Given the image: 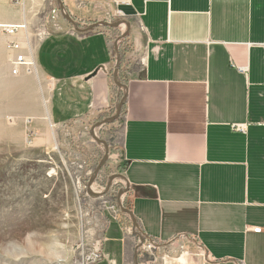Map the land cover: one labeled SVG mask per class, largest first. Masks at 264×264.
<instances>
[{
	"label": "crops",
	"instance_id": "crops-1",
	"mask_svg": "<svg viewBox=\"0 0 264 264\" xmlns=\"http://www.w3.org/2000/svg\"><path fill=\"white\" fill-rule=\"evenodd\" d=\"M63 2L81 29L118 21L117 10L130 23L118 44L119 151L117 123L97 131L122 166L131 214H103L99 264H264V233L250 231L264 228V0ZM56 18L21 22L35 40L47 32L35 53L52 126L79 130L84 146L124 94L113 71L128 27L79 33ZM141 236L161 250L142 252Z\"/></svg>",
	"mask_w": 264,
	"mask_h": 264
},
{
	"label": "rangeland",
	"instance_id": "rangeland-1",
	"mask_svg": "<svg viewBox=\"0 0 264 264\" xmlns=\"http://www.w3.org/2000/svg\"><path fill=\"white\" fill-rule=\"evenodd\" d=\"M54 10L56 20L65 23L58 0H0V24L34 22L41 12L53 16ZM6 41L0 30V264H83L84 253L103 234V214L110 213L102 211L103 202L117 203L125 184L115 180L106 196L89 194L88 182L105 154L103 146L98 153L94 149L90 131L95 124L86 132L92 143L84 146L79 130L53 127L48 118L53 87L35 73L12 76ZM116 126L119 145L111 149L118 152L121 123ZM97 136L105 139L98 131ZM111 155L92 185L96 194L106 191L111 176L121 174L120 162Z\"/></svg>",
	"mask_w": 264,
	"mask_h": 264
},
{
	"label": "built area",
	"instance_id": "built-area-1",
	"mask_svg": "<svg viewBox=\"0 0 264 264\" xmlns=\"http://www.w3.org/2000/svg\"><path fill=\"white\" fill-rule=\"evenodd\" d=\"M10 1L16 4H22L24 2V0ZM113 18H115L116 20H123L125 18V14L121 10H117L114 13ZM40 26L44 28V23H41ZM0 30L7 36L6 47L7 50L12 54V76L19 77L23 74H37V59L35 53L36 43L42 42V40L47 37V32H37L36 40L33 39L30 34L31 24L26 21L20 22L18 24H0ZM234 128L240 132L245 131L244 126H235ZM80 169L83 170V166L80 165ZM77 185L79 186V190L82 192L84 188L82 187V183L79 178L77 180ZM113 202L114 201L111 200L104 201L102 211L108 210L113 215V217L117 219L120 216L122 210L117 203L114 204ZM250 229V231L256 234L264 233V228L262 227H253ZM103 231L104 228L102 229V233ZM142 239L143 242H141V239L139 241V249L142 250V252L154 256L161 250V246L156 241L150 240L144 236H142ZM103 259L104 254L102 234V236L99 237L95 244L90 249H88L86 253H84L83 264H99L101 261H103Z\"/></svg>",
	"mask_w": 264,
	"mask_h": 264
},
{
	"label": "water",
	"instance_id": "water-1",
	"mask_svg": "<svg viewBox=\"0 0 264 264\" xmlns=\"http://www.w3.org/2000/svg\"><path fill=\"white\" fill-rule=\"evenodd\" d=\"M58 2H59V5H60V11H61L64 19L67 20L70 24H72L73 27L75 28V30L78 31L79 33H89V32H91V31H93V30H95L96 28H99V27H109V28H113V29H118V28L123 27V26L128 27V30L125 33H123L116 40V45H115V47H116V63H115L114 71H113V82L118 88H120L121 90L124 91L123 92L124 94L122 95V97H121V99L119 101V104H118V106L116 108L115 115L111 116V117H108V118H106V119H104L102 121L97 122L91 128V131H90V135L92 136L94 141L96 143H99V144L104 146L105 154H104V158L102 159L101 163L98 165V168H97V170L95 172V175L92 178H90V180L88 182V192L93 197L106 196L107 194L110 193L111 188H113L114 181L115 180H119V179L123 180V176L121 174L111 176L109 178V180H108V184H107L105 192H103L101 194H96V193L92 192L91 188H92L93 183L98 178V175H99L102 167L107 163V161L109 160V157H110V145H109V142L107 140L97 136V130L99 128L105 127V126H107V125H109L111 123H114V122L118 121L121 118V116H122L123 107H124L126 99H127L128 86L119 80V73H120L121 65H122V54H121V51L119 49L118 44L121 41H123L128 36L130 23L127 22V21H124V20H118V21L113 22V23H110V22H107V21H102V22L94 23V24L90 25L87 28L81 29L79 24L74 20V18L71 17L67 13L66 7L64 5L63 0H58ZM129 190H130L129 187L127 186V187H125V189L120 191L118 193V196H117V204H118V206L120 207L122 212L127 213V214H131V211L124 206L123 196L128 194ZM137 235H139V234L137 233ZM140 239H141V242H143L142 236H141Z\"/></svg>",
	"mask_w": 264,
	"mask_h": 264
},
{
	"label": "trees",
	"instance_id": "trees-1",
	"mask_svg": "<svg viewBox=\"0 0 264 264\" xmlns=\"http://www.w3.org/2000/svg\"><path fill=\"white\" fill-rule=\"evenodd\" d=\"M122 81V80H121ZM114 109V108H113ZM124 109H125V105H124V107H123V113H124ZM112 112H113V110H112ZM123 113H122V115H123Z\"/></svg>",
	"mask_w": 264,
	"mask_h": 264
}]
</instances>
